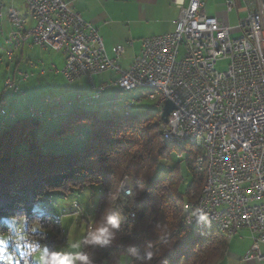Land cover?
Masks as SVG:
<instances>
[{"label": "built area", "instance_id": "built-area-1", "mask_svg": "<svg viewBox=\"0 0 264 264\" xmlns=\"http://www.w3.org/2000/svg\"><path fill=\"white\" fill-rule=\"evenodd\" d=\"M23 1L28 15L8 9L7 19L17 30L10 34L8 61L22 34L41 51L62 53L64 65L58 72L68 84L105 72L116 76L91 98L106 89L138 90L140 84H157L156 107L162 109L166 101L175 107L166 123L170 141L203 133L200 145L209 150L211 178L202 201L191 204L194 220H202V226L231 223L233 238L246 229L252 246L243 261L264 263L259 250L264 245V5L258 3L257 11L238 25L239 36L231 38L229 29L207 14L205 0H172L179 10L174 30L143 39L139 56L124 70L118 61L125 47L116 46L109 58L98 31L66 0ZM3 7L0 3V15ZM233 7L226 1V12ZM221 61L228 62L223 72L215 69ZM51 69L56 70L54 65ZM29 76L20 74L21 81ZM5 85L22 95L12 79ZM140 100L126 102L124 113ZM117 111L116 104L110 113ZM31 115L40 114L31 110ZM196 165L200 170L198 156Z\"/></svg>", "mask_w": 264, "mask_h": 264}, {"label": "trees", "instance_id": "trees-1", "mask_svg": "<svg viewBox=\"0 0 264 264\" xmlns=\"http://www.w3.org/2000/svg\"><path fill=\"white\" fill-rule=\"evenodd\" d=\"M1 107L2 101L0 111ZM86 112L83 117L68 116L43 139L38 138L44 132L41 115L0 120V233L10 231L3 218H23V234L45 247L46 264H55L57 248L65 237L59 219L34 211L35 203L56 192L68 195L97 186L101 195L85 236L113 208L123 223L108 246H90L83 239L77 264L81 256L92 264H118L122 258L126 264H219L230 239L217 231L194 233L184 223L185 202L198 197L205 182V174L196 165L201 151L188 146L178 151L166 143L160 110L128 111L122 116L115 112L109 120H103L98 111ZM81 125L88 129L82 149L59 154L46 148L44 140L73 134ZM180 152L185 153L189 181L184 195L179 192L182 178L178 172L160 178L156 168ZM124 179L129 182L130 196L119 189ZM36 225L38 230H34ZM163 248L173 249L178 256L170 259ZM150 249L154 251L151 261L145 255Z\"/></svg>", "mask_w": 264, "mask_h": 264}, {"label": "rangeland", "instance_id": "rangeland-1", "mask_svg": "<svg viewBox=\"0 0 264 264\" xmlns=\"http://www.w3.org/2000/svg\"><path fill=\"white\" fill-rule=\"evenodd\" d=\"M0 3L4 4L0 15V102L5 110L11 109V111L17 113V117H28V108L32 107L41 115L39 118L44 128V132L38 134V138L43 139L45 135H48L52 130L57 128L61 122H63L68 116L83 117L87 115L88 111H98L99 116L103 120H109L113 108V105L117 104L118 114H124L125 103H132L137 100L141 102L133 104L130 108V113H141L149 111H159L156 107L155 101H151L146 96V92L143 90H133L125 92L119 88H111L105 90L102 93L100 99L81 100L80 103L73 101L72 106H68L67 103L71 100H75L72 96L70 99L64 97L58 93V88H66L68 85L61 76H54L50 72L48 66H45L44 73L47 74L44 77L38 76L37 72L30 68V65L37 66V61L40 57L45 60H52L57 67L61 68V53L49 50L47 53L41 51L38 48L29 50L28 47L22 44L26 42L21 38L18 39V47L12 48L11 62L8 61L7 55L10 54L9 44L10 33H16L14 27L7 19V13L9 8H14L21 15H25V3L23 0H0ZM28 13V11H27ZM28 15V14H27ZM10 23V25H9ZM239 35H231V38H236ZM22 46V48H20ZM228 62H219L215 69L223 72L226 70ZM25 74L27 73L29 78L26 80L27 84L18 85L20 90L24 92L21 96L13 89L5 87L4 81L7 78L15 79L14 72ZM36 75L33 78L32 75ZM112 78V77H111ZM110 78V79H111ZM109 74L98 75L94 77V86L98 87L104 81H108ZM112 80V79H111ZM25 81V82H26ZM71 87L81 93L80 95L90 93V85L86 80H82L81 84L75 82ZM88 92H84L87 91ZM45 97H49L51 100L59 99L60 102L54 100L46 105L43 100ZM61 97V98H60ZM5 101V102H4ZM56 103V104H55ZM90 103V104H89ZM45 106L47 108H45ZM4 116L0 115V120ZM164 125V124H163ZM61 129L56 130V132ZM79 136V137H78ZM88 137V129L85 125L77 126L73 134H62L60 137L53 139H46V148L51 151H56L59 154L65 151H74L82 149L84 142ZM173 145V143H170ZM178 151H181L177 149ZM181 154V152L179 153ZM179 154H173L171 160L166 163L158 165L159 168L157 177L165 178L169 173L178 172L182 178L181 186L179 189L180 194L184 195L186 187L188 185L187 168L183 158H179ZM170 170V172H169ZM127 184L129 189L128 180L124 179L119 185L121 190L122 185ZM124 192V191H123ZM125 194V193H124ZM101 192L97 186H87L82 190H73L70 194L64 195L60 192L50 194L49 197L39 199L34 205V211L40 213L51 214L59 219L61 229L63 231L65 242L57 248V256L55 258V264H77V257L81 254L82 240L85 236V230L87 225L92 226L94 222V210L98 204ZM183 216V213H182ZM5 223L9 226L10 231L8 233H0V240H3V245L0 248L3 249L0 254V264H45L46 249L44 246L31 242L23 231L25 229V221L23 218L5 217L3 218ZM34 230H38V226H34ZM191 230V229H190ZM211 232L216 231L214 226L209 229ZM240 232V231H239ZM210 233H205L209 235ZM242 236V237H239ZM234 239H230L228 250L224 258L219 264H238L239 258L244 255L247 249L251 245V233L246 230H242L240 235ZM84 242V241H83ZM165 254H169L170 259H174L178 255H174L173 249L163 248ZM11 257V259H9ZM118 264H126L124 258H122Z\"/></svg>", "mask_w": 264, "mask_h": 264}, {"label": "crops", "instance_id": "crops-1", "mask_svg": "<svg viewBox=\"0 0 264 264\" xmlns=\"http://www.w3.org/2000/svg\"><path fill=\"white\" fill-rule=\"evenodd\" d=\"M226 1L228 0H205V9L208 15L217 19L220 27L229 29L230 36L234 34L239 35V30L237 29L238 25H240V23L245 19L248 13H254L257 11L258 3H262L264 5V0H230L234 3V7L232 11L228 13L226 12ZM66 2L70 3L74 11L78 12L84 21L89 23L98 31L102 39L105 53L109 58L114 57V48L116 46L123 45L125 47L124 55L118 61L120 67L124 70H127L131 63L135 60V58L139 56L142 40L148 37L171 33L174 30V21L179 15V10L176 6L173 5L172 0H66ZM27 14V10L25 9V15ZM29 23L31 24V22ZM129 42L131 43V46H128ZM24 45L25 47L27 46L29 50L37 48L30 44L29 39L22 44L23 49ZM22 46L20 48H22ZM48 51L49 50L44 52L47 53ZM35 64H37V66L32 64L30 65V68L37 72L38 76L44 77L48 73H52L54 76H61L58 71H60L64 65V57L61 53V68L57 67V65L52 60H45L43 57H40ZM46 65L50 69V72H48L47 74H40L41 70L45 71L44 68ZM51 65H54L56 70H52ZM17 71L18 70L14 72L15 79H12V81L14 85L19 88L18 85H21L23 83L24 85H26L28 80L26 82L21 81L20 74L16 73ZM103 74H109V79L112 77V80L116 78V76L111 72H105L99 75ZM31 75L32 78L33 76H36L33 74ZM94 77L91 80L84 77L76 81L77 84H81L82 80H86L89 83L91 88L89 96L88 93L85 94V96L80 95L81 93L76 91L75 88L71 87L74 83H66L68 87L61 89L58 88L57 91L58 93L65 95L64 97L66 98L70 99L72 96H74L75 98L79 96L81 100L84 99L87 101L88 98L92 97L95 94V91L99 87L107 85L112 81L111 79L108 81H104L100 84V86L95 87L93 81ZM7 79L4 81L5 87V82L7 81ZM84 92L86 93L88 92V90ZM23 95L24 92H22L21 96ZM46 98L47 97L44 98L43 102L46 105H49V102L45 100ZM73 101L76 102V100L73 99L69 101L67 105L70 103V105L68 106H72ZM2 107L1 111L3 114L0 113V115L4 116V118L2 119L3 122H8L9 120H12L17 116L16 112L11 111V109L5 110ZM45 108L47 107L45 106ZM31 110L34 109L29 106V116H32ZM240 232L237 236L240 235ZM251 246L252 242L247 251L251 248ZM259 250L262 254H264L263 244L259 245ZM246 252L242 257L239 258L238 264H264L258 263L256 261L244 262L243 260Z\"/></svg>", "mask_w": 264, "mask_h": 264}, {"label": "bare ground", "instance_id": "bare-ground-1", "mask_svg": "<svg viewBox=\"0 0 264 264\" xmlns=\"http://www.w3.org/2000/svg\"><path fill=\"white\" fill-rule=\"evenodd\" d=\"M122 91L129 92L133 91L130 88H119ZM140 90H143L146 92V96L149 100L156 102V93H159V86L157 84H140L139 86ZM138 89V90H139ZM101 96L93 97L92 99H100ZM139 100L135 101L138 102ZM131 108V107H130ZM161 111V107H158ZM34 117H39V115H32ZM162 137L163 140L166 143H173V145L179 149L183 150L185 147H194L199 149L201 151V154L198 156L200 160V170L205 174V182L203 185V188L201 190V193L198 197H193L192 199L185 202L184 204V223L185 225L191 229L192 232H194V228H200V232H204L205 230L211 229L212 226L216 228V231L219 232L221 235L228 239L233 238V226L231 223H224V224H218L217 222H208L202 226V220H194V217L192 215V207L191 204H198L200 201H202L203 197L205 196L206 189L209 183V180L211 178V161H210V155L207 145H200L201 140H203V133H196L191 134L187 136V140H184L182 142L177 141H170V135L168 133L167 124L163 125L162 128ZM183 153L179 154V157L182 156ZM122 191H124L126 196H130V192L128 190L127 184L122 185L121 187ZM195 196V195H194ZM191 198V197H190ZM129 218L134 219L132 211L129 213ZM198 232V231H195Z\"/></svg>", "mask_w": 264, "mask_h": 264}, {"label": "clouds", "instance_id": "clouds-1", "mask_svg": "<svg viewBox=\"0 0 264 264\" xmlns=\"http://www.w3.org/2000/svg\"><path fill=\"white\" fill-rule=\"evenodd\" d=\"M105 211H107V208ZM122 223L123 221L121 215L115 208H113L112 211L107 216H105L102 221L96 222L97 227H95L91 233L87 234L84 239L90 246H108L112 243L115 233L119 231ZM145 255L146 259L151 261L154 251L150 249ZM80 264H92V261H90L87 256H81Z\"/></svg>", "mask_w": 264, "mask_h": 264}, {"label": "water", "instance_id": "water-1", "mask_svg": "<svg viewBox=\"0 0 264 264\" xmlns=\"http://www.w3.org/2000/svg\"><path fill=\"white\" fill-rule=\"evenodd\" d=\"M175 110L174 105L170 101H166L160 111V121L162 124H166L168 116Z\"/></svg>", "mask_w": 264, "mask_h": 264}, {"label": "snow or ice", "instance_id": "snow-or-ice-1", "mask_svg": "<svg viewBox=\"0 0 264 264\" xmlns=\"http://www.w3.org/2000/svg\"><path fill=\"white\" fill-rule=\"evenodd\" d=\"M3 243H4V241L3 240H0V245H3ZM2 251H3V249L0 248V254H2ZM9 259H11V257H9Z\"/></svg>", "mask_w": 264, "mask_h": 264}]
</instances>
